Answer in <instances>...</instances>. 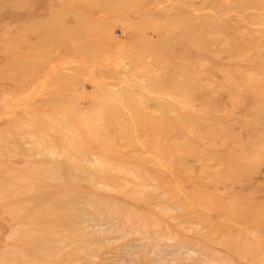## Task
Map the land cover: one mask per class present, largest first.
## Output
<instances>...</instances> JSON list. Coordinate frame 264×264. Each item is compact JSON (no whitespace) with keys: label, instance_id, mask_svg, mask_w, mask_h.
<instances>
[{"label":"rangeland","instance_id":"1","mask_svg":"<svg viewBox=\"0 0 264 264\" xmlns=\"http://www.w3.org/2000/svg\"><path fill=\"white\" fill-rule=\"evenodd\" d=\"M0 264H264V0H0Z\"/></svg>","mask_w":264,"mask_h":264}]
</instances>
